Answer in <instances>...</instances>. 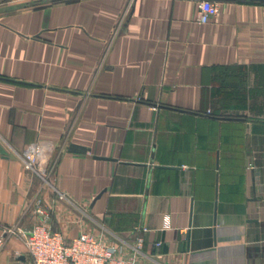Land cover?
Wrapping results in <instances>:
<instances>
[{
  "label": "crops",
  "instance_id": "obj_1",
  "mask_svg": "<svg viewBox=\"0 0 264 264\" xmlns=\"http://www.w3.org/2000/svg\"><path fill=\"white\" fill-rule=\"evenodd\" d=\"M213 1L0 0V264L43 219L142 236L139 264H264V0Z\"/></svg>",
  "mask_w": 264,
  "mask_h": 264
},
{
  "label": "built area",
  "instance_id": "obj_2",
  "mask_svg": "<svg viewBox=\"0 0 264 264\" xmlns=\"http://www.w3.org/2000/svg\"><path fill=\"white\" fill-rule=\"evenodd\" d=\"M219 10L220 6L216 1L198 0L196 22L206 24ZM207 113L211 111L207 110ZM38 147L32 144L23 152L27 170L36 169L39 163ZM46 158H51L49 152L46 153ZM49 169L47 165L39 167L38 173L44 180L49 178ZM37 212L45 214L42 207L37 208ZM7 231L13 232V229L9 228ZM20 237L28 254L24 264H139L138 258L143 245V237L137 236L135 243L126 251L122 244L105 241L102 236L88 232H82L68 241L61 232L50 228L45 219L34 223L32 228L23 232Z\"/></svg>",
  "mask_w": 264,
  "mask_h": 264
}]
</instances>
